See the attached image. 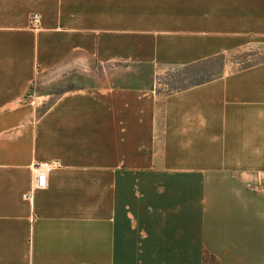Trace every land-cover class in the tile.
<instances>
[{
	"label": "crops",
	"instance_id": "crops-1",
	"mask_svg": "<svg viewBox=\"0 0 264 264\" xmlns=\"http://www.w3.org/2000/svg\"><path fill=\"white\" fill-rule=\"evenodd\" d=\"M259 44L264 0H0V264H264V61L228 66ZM216 58L171 95L34 88L82 60Z\"/></svg>",
	"mask_w": 264,
	"mask_h": 264
},
{
	"label": "rangeland",
	"instance_id": "rangeland-1",
	"mask_svg": "<svg viewBox=\"0 0 264 264\" xmlns=\"http://www.w3.org/2000/svg\"><path fill=\"white\" fill-rule=\"evenodd\" d=\"M263 61L264 44H259L233 55L228 66L235 71ZM220 64H222L220 58H216L211 63H203L193 69L182 71L174 67H160L153 64L113 63L102 66L105 76H101L103 72L100 71L102 67H99V64L93 60H82L66 65L55 74L39 77L34 88L38 94L52 95L47 101L48 103L66 91L97 86H130L143 89L150 87L161 95H171L175 94L179 88L192 83L195 78L197 80L196 76H192L194 71L208 68L216 70L221 66ZM209 77L217 76L213 74ZM204 259V264H216L208 256H205Z\"/></svg>",
	"mask_w": 264,
	"mask_h": 264
},
{
	"label": "built area",
	"instance_id": "built-area-1",
	"mask_svg": "<svg viewBox=\"0 0 264 264\" xmlns=\"http://www.w3.org/2000/svg\"><path fill=\"white\" fill-rule=\"evenodd\" d=\"M40 22V16L38 14H33L30 17V25L33 29L38 28ZM54 164L50 162H37L33 165V181L32 189L33 190H43L46 187V180L48 175L54 169ZM23 198L27 201L32 199L31 194H26Z\"/></svg>",
	"mask_w": 264,
	"mask_h": 264
},
{
	"label": "trees",
	"instance_id": "trees-1",
	"mask_svg": "<svg viewBox=\"0 0 264 264\" xmlns=\"http://www.w3.org/2000/svg\"><path fill=\"white\" fill-rule=\"evenodd\" d=\"M184 87H185V86H184ZM185 88H186V87H185ZM181 89H183V87H182V88H179L178 91L181 90Z\"/></svg>",
	"mask_w": 264,
	"mask_h": 264
},
{
	"label": "bare ground",
	"instance_id": "bare-ground-1",
	"mask_svg": "<svg viewBox=\"0 0 264 264\" xmlns=\"http://www.w3.org/2000/svg\"><path fill=\"white\" fill-rule=\"evenodd\" d=\"M52 172V171H51Z\"/></svg>",
	"mask_w": 264,
	"mask_h": 264
}]
</instances>
